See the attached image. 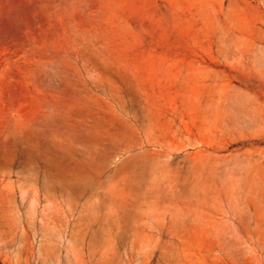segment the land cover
Listing matches in <instances>:
<instances>
[{"label": "rangeland", "instance_id": "obj_1", "mask_svg": "<svg viewBox=\"0 0 264 264\" xmlns=\"http://www.w3.org/2000/svg\"><path fill=\"white\" fill-rule=\"evenodd\" d=\"M0 264H264V0H0Z\"/></svg>", "mask_w": 264, "mask_h": 264}]
</instances>
